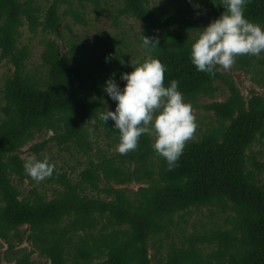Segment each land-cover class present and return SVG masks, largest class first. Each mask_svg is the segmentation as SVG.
Here are the masks:
<instances>
[{
	"label": "trees",
	"instance_id": "1",
	"mask_svg": "<svg viewBox=\"0 0 264 264\" xmlns=\"http://www.w3.org/2000/svg\"><path fill=\"white\" fill-rule=\"evenodd\" d=\"M50 1L43 8L33 0H0V61L12 66L0 87V237L7 242L13 235L22 242L19 228L26 225V240L34 250L15 264H34L29 261L34 252L48 259L44 264L92 260H99L98 264H264L260 179L264 162L247 154L254 143L264 142V94L244 98L231 75L220 70L214 75L198 72L189 58L197 23L206 22L208 15H219L221 0L200 3L207 10L197 9L194 0H171L157 11L150 9V0H114L113 26L119 17L133 18L142 26V35L157 39L152 55L166 65L165 85L176 79L184 99L195 107L201 97L212 99L218 91L227 92L224 101L203 105L212 112L214 126L185 143L178 166L169 170L153 151L151 137L144 134L135 150L102 152L95 160L89 157L76 179L54 165L53 174L44 178L56 187L52 199L35 188L20 198L12 181L20 184L26 177L19 150L36 135L52 134L28 147L34 154L54 142L69 154L88 155L98 131L111 140L108 147L116 146L119 137L113 122L103 123L96 117L105 108L104 82L114 74L112 78L122 86L120 74L131 71L127 61L130 65L133 61L119 42L101 37L94 39L96 50L90 56L74 45L62 53L56 40L45 38H62L58 30L62 15L68 13L73 22L83 24V2L92 4L99 16L105 10L100 4L108 1ZM65 2L67 11L60 14L59 4ZM244 15L264 26V0H248ZM24 26L33 35L40 29L41 76L27 70L30 50L20 41ZM251 59L264 64L256 56L240 55L237 68L249 72ZM257 73V82L264 86V70L258 67ZM92 119L95 124L87 123ZM130 182L141 183L131 195L123 187ZM200 207L222 214V225L183 236L178 245L167 244L163 257L157 249L152 263L148 241L163 240L174 215ZM206 247H210L207 253Z\"/></svg>",
	"mask_w": 264,
	"mask_h": 264
},
{
	"label": "clouds",
	"instance_id": "2",
	"mask_svg": "<svg viewBox=\"0 0 264 264\" xmlns=\"http://www.w3.org/2000/svg\"><path fill=\"white\" fill-rule=\"evenodd\" d=\"M247 3L248 0H223V11L198 29L189 51L196 71L214 75L219 68L229 69L239 55L258 56L264 52V26L244 15ZM141 46L145 49L144 59L133 60L131 65L127 61L131 71L120 74L122 86L112 78L114 74L104 82L103 91L115 101V107H105L96 119L113 122L119 137L116 151L120 154L135 150L141 135L152 137L153 151L171 170L178 166L185 143L197 128L194 110L178 89L176 79L165 85L166 65L152 55L157 39L141 35ZM87 123L95 124V119ZM88 131L91 134L93 128ZM23 167L36 181L51 176L55 168L47 157L35 154L27 157Z\"/></svg>",
	"mask_w": 264,
	"mask_h": 264
},
{
	"label": "rangeland",
	"instance_id": "3",
	"mask_svg": "<svg viewBox=\"0 0 264 264\" xmlns=\"http://www.w3.org/2000/svg\"><path fill=\"white\" fill-rule=\"evenodd\" d=\"M24 1V0H23ZM37 5L41 7L47 8L50 4V0H33ZM108 4H100L101 6H105V10H102L103 13L99 16L95 15L94 6L90 3L83 2L85 5V9L83 12L84 23L73 22L71 17L67 14H63L64 11H67L68 4L60 3L58 7V12L62 15V25L58 26V30L60 31L61 39L54 37V35H47L45 38H52L56 40V42L61 47V52L64 53L69 45H74L76 49L81 50L84 56H90L96 50V46L94 44V39L96 37L101 38H109L113 41L119 42V47L125 53H127V57L129 60H140L145 52L141 46V35L143 34V28L133 18H123L119 17L117 21V25L113 26V16L115 15L116 5L114 0H107ZM171 0H150V9L153 11H157L161 6L165 5V2ZM204 0H194L196 4V8L200 10H207L204 6L200 5ZM223 2V0H221ZM114 3V5H113ZM76 4V3H75ZM75 5L73 6V8ZM218 14L208 15L207 21L203 20L199 25V28H203L206 26L212 19L216 18ZM198 28V29H199ZM195 31L193 34L197 35L199 30ZM40 29H38L36 34H31L28 32L26 26L21 29V43L28 45L30 50V57L27 61V70L36 76H41L43 74V69L40 66L39 54L42 50V45L40 44V39L42 35L40 34ZM240 56V55H239ZM238 57V56H237ZM236 57V58H237ZM264 61V52H261L258 56H256ZM236 58L233 65L225 70L223 68H219L221 72H225L231 75L234 79L235 86L238 88L240 94L247 98L252 93L254 94H264V86L260 85L257 80H260V74H254L255 69L258 67L264 70V64L259 62H254L251 59V66L248 68L249 72H244L239 70L238 64L236 63ZM12 70V66L10 63H7L6 60L0 61V87L3 85L4 79L7 75H9ZM256 81V82H255ZM120 85L119 83H117ZM220 87H222L219 83H216ZM121 86V85H120ZM227 97L226 90L222 92L218 91L214 98L208 99L205 97H201L197 100V107L193 106V114L195 116V120L197 123V128L192 136L186 142L197 140L203 132L206 131L209 125H213L214 117L212 112L204 109L203 105H207L213 101H224ZM1 102V100H0ZM103 103L105 107L109 110L114 109L115 101H112L105 95L103 99ZM190 103V102H189ZM211 127V126H210ZM51 132H43L40 135H36L30 143L25 145L23 148L19 150L20 157L24 161L28 156L33 155L34 153L28 150V147L34 143H40L43 140H47L51 136ZM96 137H93V150L88 155L82 154H69L62 149H58L55 146L54 142H49L44 149L43 152L39 154H35L38 158L47 157L49 162L56 165L57 167H61L63 171H65L69 177L72 179H76V174L85 168L88 163V158L95 160L100 153H107L108 155L116 152V146H107V143H110L111 140H108L103 136L101 131L95 133ZM152 140V137H151ZM259 151L261 154H259ZM247 154L255 156L257 160L260 162H264V142L254 143L253 146ZM25 176L23 181L19 184L13 179V183L17 186L20 191V198L27 195V192L35 188L40 194H43L47 200H50L54 197V188L53 185L47 184L44 179L36 181L25 172ZM261 183L264 186V172L260 174ZM141 186V183L130 182L125 184V187L128 190V194L131 195L137 188ZM88 195H91L88 193ZM93 195V194H92ZM101 198L105 199L104 195H101ZM173 225L170 226V233L164 237L163 240L157 242L154 240L148 241V257L150 261L153 263L156 259L154 258V254L158 249V254L160 257H163L165 254L166 246L169 243L179 244V241L183 239V236H188L190 233L195 231L200 232H208L209 230L215 229L219 227L223 223V217L220 213L209 212L208 207H200L199 209L190 208L189 211L176 214L172 217ZM22 236V242H18L15 236L11 235L9 237V241L6 242L3 238L0 237V264H15V262L26 255L27 253H31L33 247L31 242L26 240L28 235V227L26 225L21 226L19 228ZM210 250V247L205 248V253ZM29 261H34V264H44L48 262V259L38 256L36 252L30 254ZM99 260H92L87 264H98Z\"/></svg>",
	"mask_w": 264,
	"mask_h": 264
}]
</instances>
